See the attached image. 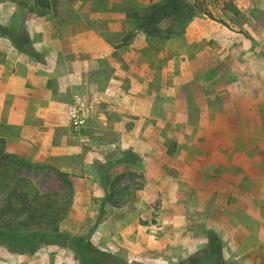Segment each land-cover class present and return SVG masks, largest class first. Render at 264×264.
Returning <instances> with one entry per match:
<instances>
[{"label":"rangeland","instance_id":"1","mask_svg":"<svg viewBox=\"0 0 264 264\" xmlns=\"http://www.w3.org/2000/svg\"><path fill=\"white\" fill-rule=\"evenodd\" d=\"M3 1L17 4L7 27L20 34L29 36L28 20L83 21L108 37V70L122 77L130 112L108 109L104 124L96 104L75 95L91 115L79 130L69 126L90 136L84 153L96 159L72 172L62 169L67 158H27L5 141L0 207L10 190L70 207L59 232L7 216L10 229L39 235L33 252L0 242V264H84L77 235L129 264H190L209 230L227 262L264 264V0H210L209 15L168 38H149L135 17L163 0Z\"/></svg>","mask_w":264,"mask_h":264},{"label":"crops","instance_id":"2","mask_svg":"<svg viewBox=\"0 0 264 264\" xmlns=\"http://www.w3.org/2000/svg\"><path fill=\"white\" fill-rule=\"evenodd\" d=\"M16 7L12 1L0 2V25L10 26ZM25 30L36 56L19 49L0 31V138L8 150L27 158L62 161L64 157V170L72 172L77 164L87 168L96 159L84 153L90 136L72 133L69 106L76 94L83 95L96 104L95 117L104 124L108 109L130 112L122 77L108 70L115 48L83 21L48 26L28 20ZM102 104L107 107L99 109ZM107 148V143L102 145Z\"/></svg>","mask_w":264,"mask_h":264},{"label":"trees","instance_id":"3","mask_svg":"<svg viewBox=\"0 0 264 264\" xmlns=\"http://www.w3.org/2000/svg\"><path fill=\"white\" fill-rule=\"evenodd\" d=\"M209 1L163 0L162 3L152 5L150 10L143 16L136 13L135 17L139 27L144 29L149 38H168L172 35L183 33L188 23L197 14L206 13L209 15L211 12L206 6ZM39 3L40 6L46 5L42 0H38ZM129 12L128 9L126 11L128 17L130 16ZM165 17L169 18L170 24L163 27L160 23ZM0 31L9 37L19 49L32 56H36L37 52L31 44H25L26 40H28L26 34H20L21 32L2 25H0ZM5 154V140L0 138V165ZM61 176L66 179L67 174L61 173ZM35 195L33 199L36 200H30L29 193L24 190H10L8 192L5 204L0 207V242L7 247H20L33 252L36 246L35 241L39 235L36 233H20L10 229L9 224L5 223V218L13 216V214L23 216L22 219L25 222V226L37 223V225L44 226V228L53 232H59L60 223L66 214L67 208L70 207L69 202L55 200V198L52 199V195L49 194L43 198L38 193ZM19 201L20 204H17ZM43 235L44 239H49V236ZM208 237V243L204 248L203 255L197 256L196 254L190 257V264H233L224 259L222 254V239L219 234L215 230H209ZM70 239L71 244L76 249L82 251V255L86 259L84 264H103L106 262L105 259L113 264H129L126 260L115 254L100 250L82 235L71 236Z\"/></svg>","mask_w":264,"mask_h":264},{"label":"built area","instance_id":"4","mask_svg":"<svg viewBox=\"0 0 264 264\" xmlns=\"http://www.w3.org/2000/svg\"><path fill=\"white\" fill-rule=\"evenodd\" d=\"M91 105L85 102L80 96L75 97V101L69 106V121L75 130L82 128L91 115Z\"/></svg>","mask_w":264,"mask_h":264}]
</instances>
